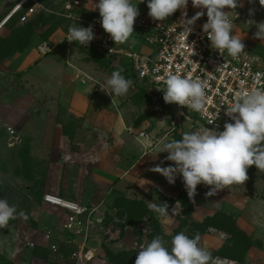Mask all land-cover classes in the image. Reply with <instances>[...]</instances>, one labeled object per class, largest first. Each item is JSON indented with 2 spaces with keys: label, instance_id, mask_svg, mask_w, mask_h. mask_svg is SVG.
<instances>
[{
  "label": "rangeland",
  "instance_id": "1",
  "mask_svg": "<svg viewBox=\"0 0 264 264\" xmlns=\"http://www.w3.org/2000/svg\"><path fill=\"white\" fill-rule=\"evenodd\" d=\"M20 1L0 3V23ZM67 1L72 0H60L52 9L62 12ZM135 4L139 16L148 9L147 0ZM32 6H24L0 30V198L28 217L17 215L0 227V264H135L141 245L161 236L170 248L181 231L190 237L198 234L215 264H264V245L249 234L255 214L261 216L264 209V170L249 167L243 185L212 197L206 195L210 186L198 185L191 199L182 177L169 184L150 171L167 156L159 153L163 142L180 139L202 123L177 118L173 106L139 82L128 59H105L92 46L69 41V26L85 24L51 15L35 25L40 13L30 12ZM249 9L254 10L251 17ZM240 11L238 35L264 61V40L254 38L255 26L245 25L248 19L264 21V6L244 0ZM133 36L131 45H123L126 50L151 49L140 30L134 29ZM43 41L55 46L46 58L36 53ZM115 70L133 81L124 96L103 86ZM80 72L107 89L117 109L93 88L82 86ZM78 92L85 98L74 99ZM172 121L177 130L166 137ZM129 129L146 131L152 141L142 147ZM62 131L71 136L65 147L47 144L46 137ZM46 194L96 207L86 234L66 229L64 213L43 203ZM149 202L166 203L171 217H161ZM81 247L91 253L74 256Z\"/></svg>",
  "mask_w": 264,
  "mask_h": 264
},
{
  "label": "clouds",
  "instance_id": "2",
  "mask_svg": "<svg viewBox=\"0 0 264 264\" xmlns=\"http://www.w3.org/2000/svg\"><path fill=\"white\" fill-rule=\"evenodd\" d=\"M94 10H98L100 24L103 30L116 42H127L134 34V23L139 16L134 0H92ZM143 2V0H142ZM254 0H248L253 3ZM193 7L201 9L188 18L187 6L189 0H147L148 15L156 21H165L178 10H181L180 32L185 45L195 54V43L186 44L187 38L193 32V26L204 15L207 22L202 25L211 47L219 53L227 52L232 58H239L245 52L243 38L234 32L236 24L233 18H238L237 8L244 6V0H191ZM264 6V0H259ZM227 9V11H225ZM254 10L249 9V16ZM248 27L257 29L254 38L264 40V21L256 22L248 19ZM69 41L84 47L94 39L93 26L70 25ZM191 55V56H192ZM163 80L165 90L163 100L167 104L187 107L195 112H201L207 103L206 85L191 74L180 75L169 73ZM241 87L235 93L236 99L231 107L226 108L225 115L231 122L218 127L207 128L204 125L193 131L183 133L180 139H168L162 143L159 153H167L164 161L150 169L163 176L169 184H174L177 177H182L188 197L197 195V186H210L206 193L208 197L215 196L232 185H243L248 179L247 170L255 166L264 170V88L246 86L241 80ZM133 85L131 79L115 70L103 82L105 88H110L114 95H126ZM159 147V145H157ZM166 162H171L164 166ZM149 207L161 217H171L168 205L149 202ZM17 215L27 219L23 211L11 206L6 199L0 198V227L6 226ZM200 237H190L185 232L176 233L171 239V247L166 246L161 236L154 237L147 245H141L135 264H215L212 254L199 244Z\"/></svg>",
  "mask_w": 264,
  "mask_h": 264
},
{
  "label": "built area",
  "instance_id": "3",
  "mask_svg": "<svg viewBox=\"0 0 264 264\" xmlns=\"http://www.w3.org/2000/svg\"><path fill=\"white\" fill-rule=\"evenodd\" d=\"M29 2L31 0H21L13 11L19 12ZM32 4L30 12L37 11L38 14L46 13L68 18H72L71 12L75 7L81 6V2L75 0L65 3L61 8L62 12H57L34 1ZM186 10L188 18L201 11V9L193 7L191 0H189ZM236 11L239 16L233 18L237 25L234 32L239 36L237 32L238 23L242 14L240 8H237ZM148 12L149 9L136 18L134 29L141 31L143 40L153 49L150 53L128 51L122 48L119 42L115 43L110 35L103 30L100 17L94 21L85 22V27L93 26L95 33V39L89 45L106 58L121 56L128 59L139 82L159 99H163L162 91L165 90V85L164 81L157 79V77H166L169 73H175L180 75L191 74L192 78L200 79L206 85L207 95V103L201 112H195L190 108L187 109V107L176 104H169V106L175 108V111H173L177 118L181 116L191 122H200L207 128L218 127L222 131L224 123L231 122L229 117L225 115V111L235 102V93L241 87L239 82L244 80L246 86L264 88V61L254 55L248 47H245L246 54H242L239 58H232L226 51L220 54L219 51L214 50L207 35L202 30V25L207 22L206 15L196 22L192 34L187 38L186 44L195 43V54L192 55L191 48L185 45L184 37L180 33L182 31L179 25L182 15L181 10L161 22L152 19ZM54 48V45L43 42L38 46V51L42 56H46ZM89 81L94 82L93 79L87 77L83 80V84H87ZM94 90L98 92L100 89L96 87ZM177 124L175 121L171 122L166 137L175 133ZM129 131L132 134L134 133L135 138L144 147H146V143L152 141L151 135L146 131L134 132L132 129H129ZM9 132L11 135L15 134L12 129H9ZM43 202L64 213V227L74 235L86 234L96 211L95 208L89 205L75 203L53 194L44 195ZM46 239L51 240L50 234L46 235ZM51 248L54 251L57 250L56 245H52ZM86 253L91 252L81 247L80 252L74 254V256L82 257L86 255L87 257Z\"/></svg>",
  "mask_w": 264,
  "mask_h": 264
},
{
  "label": "crops",
  "instance_id": "4",
  "mask_svg": "<svg viewBox=\"0 0 264 264\" xmlns=\"http://www.w3.org/2000/svg\"><path fill=\"white\" fill-rule=\"evenodd\" d=\"M5 1H8V0H0V3L1 2H4L5 3ZM33 1L34 2H37V3H39V4H41V5H43L44 7H46V8H49V9H52V6H54L58 1H60V0H31V2H29V4H32L33 3ZM80 2H81V6L80 7H75L74 9H73V11L71 12V14H72V18L74 19V20H76V21H79L81 24H85V22H88V21H94L96 18H98V17H100V15H99V12H98V10H94V4H93V2H92V0H83V1H81V0H79ZM67 2H73V0L72 1H67ZM67 2H65V3H67ZM64 3V4H65ZM63 7V6H62ZM61 7V8H62ZM74 12V13H73ZM15 13L16 12H14V11H12L6 18H4V20H2L3 22H5L11 15H15ZM13 18V17H12ZM11 18V19H12ZM10 19V20H11ZM9 20V21H10ZM2 23V22H1ZM0 23V24H1ZM140 34L139 35H137L136 37H137V40H140L139 38H140ZM132 37H134L133 35H132ZM132 37H130V39H129V41H127V42H123V43H121V42H119V45L120 46H123V45H126V46H129V42H130V45H131V43L133 42V39H132ZM143 38V37H142ZM132 39V40H131ZM43 42H47V41H43ZM43 42H41V43H43ZM138 42H140V44H142V45H144V43L143 42H141V41H138ZM40 43V44H41ZM48 43H50V42H48ZM39 44V45H40ZM51 44V43H50ZM38 45V46H39ZM148 45V44H147ZM149 46V45H148ZM143 47V46H142ZM150 47V46H149ZM122 48H124V46L122 47ZM125 49V48H124ZM54 50H55V48H54ZM54 50H53V52H54ZM153 49L151 48V49H149L148 51H145V52H143V51H140V50H135L134 52H138L139 51V53H150L151 51H152ZM53 52H51L49 55H46V56H42L40 53H39V51H38V47H37V51H36V53H37V55L40 57V58H46V57H48V56H50ZM80 71V70H79ZM80 74H81V84H82V86H89L91 89L93 88V91L95 92V88L96 87H98L100 90L98 91V92H96V93H100L103 97H105V98H107V100L110 102V104L112 105V106H114L116 109H117V103H116V98L107 90V89H103V88H101V86L98 84V82L95 80V79H93L94 80V82L93 81H89V82H87V84H83V80L84 79H86V77H89L88 75H86L85 73H84V75H82L83 74V72H80ZM86 76V77H85ZM92 79V78H91ZM80 92H78V93H75V97H74V99H76V98H80V99H83V98H85L81 93L79 94ZM82 96V97H81ZM112 118H114V117H112ZM123 123V125H124V128H126V126H125V123L124 122H122ZM52 131V130H51ZM46 133H47V130H46ZM71 136H69V137H66V135L64 134V132L62 131V133L60 134V135H54V136H50L49 138H47L46 137V141H47V144L51 141V142H57L58 144H59V146H62V147H65L66 145H67V143H68V138H70ZM133 137L135 138V136L133 135ZM135 140L142 146V147H144V145L143 144H141L136 138H135ZM146 147H147V143H146ZM145 147V148H146ZM254 196V195H253ZM63 198V197H62ZM258 200H260V201H263V200H261V199H259V198H257ZM43 200V199H42ZM69 201H72V202H75V203H80V204H83V205H88V204H86V203H83V202H79V201H76V200H73V199H71V200H69ZM264 202V201H263ZM44 203V202H43ZM45 204V203H44ZM90 206V205H89ZM93 208H95L96 209V207H93ZM97 210V209H96ZM255 221H253V225H252V228H253V230L252 231H250V236H252V240H253V242H257V241H260L261 243H262V245H264V209H263V211L261 212V216H259L258 214H255V219H254ZM258 243V242H257ZM264 247V246H263Z\"/></svg>",
  "mask_w": 264,
  "mask_h": 264
},
{
  "label": "trees",
  "instance_id": "5",
  "mask_svg": "<svg viewBox=\"0 0 264 264\" xmlns=\"http://www.w3.org/2000/svg\"><path fill=\"white\" fill-rule=\"evenodd\" d=\"M47 17H51V15H48V14H46V13H40L39 16L36 18L35 25L39 24L40 21L45 22V20H46ZM36 22H37V23H36ZM35 25H34V24H30V25H29V29H30L31 31H33ZM93 50H94L97 54H99L101 57H103V58L106 59V57L103 56V55H101V54H100V53H99L94 47H93Z\"/></svg>",
  "mask_w": 264,
  "mask_h": 264
},
{
  "label": "bare ground",
  "instance_id": "6",
  "mask_svg": "<svg viewBox=\"0 0 264 264\" xmlns=\"http://www.w3.org/2000/svg\"><path fill=\"white\" fill-rule=\"evenodd\" d=\"M12 17L13 15H11L5 22L2 21V23L0 24V30L9 22Z\"/></svg>",
  "mask_w": 264,
  "mask_h": 264
},
{
  "label": "water",
  "instance_id": "7",
  "mask_svg": "<svg viewBox=\"0 0 264 264\" xmlns=\"http://www.w3.org/2000/svg\"><path fill=\"white\" fill-rule=\"evenodd\" d=\"M14 142V141H13Z\"/></svg>",
  "mask_w": 264,
  "mask_h": 264
}]
</instances>
